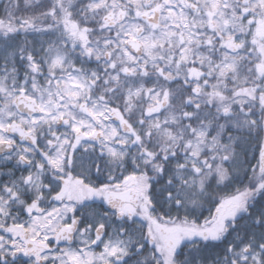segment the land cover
<instances>
[{
    "label": "snow or ice",
    "instance_id": "1",
    "mask_svg": "<svg viewBox=\"0 0 264 264\" xmlns=\"http://www.w3.org/2000/svg\"><path fill=\"white\" fill-rule=\"evenodd\" d=\"M0 264H264V0H2Z\"/></svg>",
    "mask_w": 264,
    "mask_h": 264
},
{
    "label": "trees",
    "instance_id": "2",
    "mask_svg": "<svg viewBox=\"0 0 264 264\" xmlns=\"http://www.w3.org/2000/svg\"><path fill=\"white\" fill-rule=\"evenodd\" d=\"M0 3H2V0H0Z\"/></svg>",
    "mask_w": 264,
    "mask_h": 264
}]
</instances>
